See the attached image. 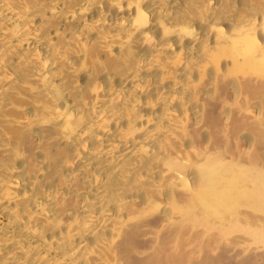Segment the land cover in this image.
I'll list each match as a JSON object with an SVG mask.
<instances>
[{
  "label": "bare ground",
  "instance_id": "obj_1",
  "mask_svg": "<svg viewBox=\"0 0 264 264\" xmlns=\"http://www.w3.org/2000/svg\"><path fill=\"white\" fill-rule=\"evenodd\" d=\"M111 1L116 23L142 44H155L145 28L153 21L147 12L132 22L125 0ZM105 3L79 0L65 20L83 13L89 24L103 22ZM96 5L101 11L94 12ZM33 7L27 0H0V48L12 56L52 54L37 26L42 17L57 14L59 5ZM249 20L241 35L229 38L234 48L244 49L238 58L245 73L208 77L200 99L189 91L183 65L162 102L149 93L136 110L130 107L128 128H121L126 103L120 99L130 85L110 88L102 81L108 95H94L87 122L58 142L76 148L61 177L44 180L50 160L27 157L2 167L8 174L0 179V191L8 196L0 198V218L9 226L0 228V264H264V26H255V16ZM7 68L0 61V74ZM154 80L151 93L163 85ZM154 100L163 112L151 113ZM173 135L178 148H165ZM46 137L33 140L48 145L52 139ZM27 145L29 150L32 141ZM36 184L39 196L30 195Z\"/></svg>",
  "mask_w": 264,
  "mask_h": 264
},
{
  "label": "rangeland",
  "instance_id": "obj_2",
  "mask_svg": "<svg viewBox=\"0 0 264 264\" xmlns=\"http://www.w3.org/2000/svg\"><path fill=\"white\" fill-rule=\"evenodd\" d=\"M27 1L37 11L55 3L59 5V12L42 17V23L37 26L52 53L47 58L41 59L28 51H15L12 56L7 49L0 48V61L8 67L0 74V179L8 174L5 168L23 164L22 160L27 157L44 164L50 160L52 167L44 180L51 182L61 177L66 168L64 162H74L76 148L58 142L87 122L86 106L94 95L104 99L108 95L100 86L102 81L110 88L122 82L130 85V93L120 99L126 103L121 128H128L126 115L130 107L134 110L140 98L149 93L156 98L159 96L162 102L183 65L187 66L184 77L191 78L189 91L200 99V86L208 77H220L226 72L245 73L238 58V52L243 48H234L229 38L241 35L240 27L252 16L256 17L255 26H264V0H125L132 22H137L144 12L153 18L145 27L156 37L155 44L151 45L142 44L135 32L113 20L116 13L111 0L103 6V22L95 24H89L83 13L65 20L64 14L74 9L79 0ZM101 9L96 5L94 12ZM108 17L111 18L109 22ZM214 24H221V30L212 29ZM251 33L256 32L252 30ZM261 36L264 40L263 31ZM260 47L262 54L264 46ZM110 49L113 50L110 52ZM247 72L262 75L260 70ZM153 80H161L163 85H158L151 93ZM234 87L237 89L236 85ZM151 104V113L163 112L159 110V100ZM195 111L202 112L200 109ZM203 116H206L204 111ZM54 122L57 125L51 129L46 127ZM34 135L52 140L48 145H39L33 140ZM175 138L170 136L165 148H178L174 145ZM31 141L33 146L27 150L26 144ZM142 162L149 164L146 159ZM133 164L137 166L135 161ZM139 171L138 168L136 180ZM23 173L24 178H31ZM39 186L36 184L29 194L39 196ZM2 196H8L6 191L0 198ZM8 223V219L0 218V228L8 227Z\"/></svg>",
  "mask_w": 264,
  "mask_h": 264
}]
</instances>
